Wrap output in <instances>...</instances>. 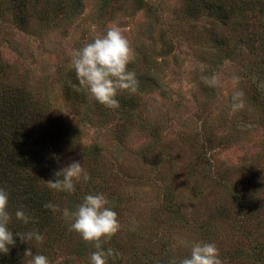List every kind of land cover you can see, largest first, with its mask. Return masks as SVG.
<instances>
[{
	"label": "rangeland",
	"instance_id": "1",
	"mask_svg": "<svg viewBox=\"0 0 264 264\" xmlns=\"http://www.w3.org/2000/svg\"><path fill=\"white\" fill-rule=\"evenodd\" d=\"M29 1L33 15L21 23L12 0H0V61L77 128L59 166L80 162L90 179L74 198L103 194L118 214L110 264H169L194 242L214 243L224 264H264V53L248 45L250 29L264 37V0H251L260 16L242 23L217 13L226 0H206L213 10L201 0ZM109 26L131 44L138 88L100 113L89 96L67 100L64 80L70 52ZM237 91L244 107L234 112ZM59 202L75 207L68 194ZM34 244L49 264H89L95 250L72 231Z\"/></svg>",
	"mask_w": 264,
	"mask_h": 264
},
{
	"label": "trees",
	"instance_id": "2",
	"mask_svg": "<svg viewBox=\"0 0 264 264\" xmlns=\"http://www.w3.org/2000/svg\"><path fill=\"white\" fill-rule=\"evenodd\" d=\"M201 1L205 9L213 10L206 0ZM29 2L12 0L21 23L27 22L33 15ZM216 10L221 18L232 15L241 23L247 22L244 21L245 16L253 22L261 13L258 4L251 0L221 1ZM248 37L251 42L247 44L264 53V37L256 35L253 29H250ZM74 74L69 71L65 77L64 95L73 104L85 105L88 95L69 86V81L79 86ZM120 100L124 106L135 105L128 95H123ZM94 107L100 113L108 109L97 101ZM77 133L75 125L54 117L46 105L16 83L14 73L0 61V187L9 193L8 211L12 215L9 230L14 233L15 239V244L8 246L7 254L0 253V264H21L25 252L33 247V241L30 244L21 242L16 233L39 231L46 239L52 233L70 231L68 221L60 212L44 207L46 203H52L63 209L59 196L68 193L53 191L45 182L55 179L54 173L62 170L59 166L62 163L60 148L65 144L72 146ZM69 196L75 202L73 206L80 203L73 194ZM65 207L70 208L68 205ZM17 209L24 210L32 221L27 225L18 221L15 217ZM34 245L36 247V242Z\"/></svg>",
	"mask_w": 264,
	"mask_h": 264
},
{
	"label": "clouds",
	"instance_id": "3",
	"mask_svg": "<svg viewBox=\"0 0 264 264\" xmlns=\"http://www.w3.org/2000/svg\"><path fill=\"white\" fill-rule=\"evenodd\" d=\"M70 67L75 72L78 85L69 81V86L77 92H85L90 99H94L109 109L119 107L116 99L121 91L135 93L138 88L137 75L134 70H129L128 65L132 60V47L123 30L116 26H109L103 34H95L89 42L70 52ZM204 82L214 85L215 77H204ZM243 91L233 95L232 110L238 111L244 107ZM57 159H59L57 157ZM55 179L48 180L47 187L53 191L75 194L76 183L83 180L87 182L90 177L80 162L74 161L70 166L54 173ZM109 201L103 194H88L74 208L46 203L44 207L53 212H60L68 221L69 230L78 234L86 243L94 247L89 255V264H110L119 256L112 247L105 248L120 231L118 214L108 206ZM9 193L0 187V253L7 254L10 245L15 244L14 233L9 230L12 219L8 211ZM15 217L25 225L32 221L24 210L17 209ZM21 242L29 244L33 240L43 243L44 236L39 231L16 233ZM25 257L30 258L27 264H49L45 255H33L32 249L25 252ZM169 264H224L220 258L219 250L214 243L194 242L190 255L177 259H170Z\"/></svg>",
	"mask_w": 264,
	"mask_h": 264
}]
</instances>
